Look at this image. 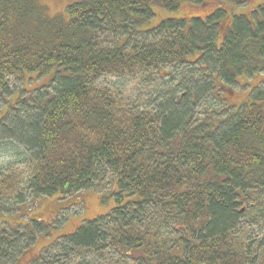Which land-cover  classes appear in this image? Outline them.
<instances>
[{
    "label": "trees",
    "instance_id": "1",
    "mask_svg": "<svg viewBox=\"0 0 264 264\" xmlns=\"http://www.w3.org/2000/svg\"><path fill=\"white\" fill-rule=\"evenodd\" d=\"M77 2L52 17L38 0H0L2 102L10 78L49 80L0 114V148L16 165L0 168V214L27 196L93 191L105 171L116 181L108 214L82 222L30 264H264V243L237 231L245 212L264 222V101L225 119L198 110L210 87L264 69V4L256 22L231 20L219 42L223 7L247 0H219L204 18L163 19L149 30L142 26L155 9L206 0ZM163 67L180 77L165 89L152 85L151 104L97 85L137 73L152 83Z\"/></svg>",
    "mask_w": 264,
    "mask_h": 264
},
{
    "label": "rangeland",
    "instance_id": "2",
    "mask_svg": "<svg viewBox=\"0 0 264 264\" xmlns=\"http://www.w3.org/2000/svg\"><path fill=\"white\" fill-rule=\"evenodd\" d=\"M38 1L52 17L64 16L66 7L78 3L77 0ZM261 4H264V0H247L241 7L225 5L223 8L226 11V15L219 23V26L222 24L218 32L219 42L225 36L224 27H227L234 18L240 20V17H246L251 23L256 22L257 17L259 18V6ZM219 6V0H206V3L201 7L184 5L179 11L174 13L155 9L154 18L143 24L142 28L143 30H149L163 19L184 18L190 20L197 16L204 18L219 8ZM186 23H188L187 27H189V22ZM251 23H249L250 26ZM199 65L205 68L201 63ZM168 71L173 76L166 80L164 75ZM257 72L253 75H240L236 79V84L227 85L225 82H220L217 88L215 86L210 87L208 94L202 96L199 100L198 110L212 116L213 120L225 119L227 116H231L234 110H237L243 104H247L248 101L253 99L264 101V69L259 66ZM183 74L186 80L185 71ZM195 74L199 75L201 79H205L208 73L196 72ZM157 75L154 76L157 79L152 83L148 79H144L145 75L140 73L125 77L105 75L97 80V85L114 90L117 89L126 97L132 98L131 102L138 97L146 104H151L153 100L152 92L158 85L161 89H165L167 81L174 79V82H176L180 77L179 72L175 73L169 67L160 68ZM48 82L47 78H37L35 76H25L18 79L10 78L8 81L10 94L5 98V102H2L0 98V114H4L12 108L20 94L22 98L26 99L33 91L41 89ZM152 85H155L153 86L155 89L150 93ZM179 93L181 94V92ZM3 151V148H0V168L9 170L16 166L14 164V156ZM104 173L106 174L105 179L101 180L98 187L93 191H84L64 198L41 197L32 199L27 196L24 204L19 206L17 210L11 211L12 213L10 212V214H0V235L5 239L7 235L13 234L6 239L7 241L0 239V264H30L43 252V249L48 248L64 235L73 232L82 222L92 221L108 214L115 206L114 198L111 194L116 192V181L111 173L106 171ZM258 225L261 230L258 229ZM263 228L264 222L256 223L255 216H252L250 212H245L239 220L238 237L251 240L250 242L252 243L254 239H257L255 243L259 246L260 241L264 243ZM14 236L16 239L18 238L17 243H15L17 245L16 248L11 244L16 239H10ZM68 261L71 264L78 263V259L72 260V257Z\"/></svg>",
    "mask_w": 264,
    "mask_h": 264
}]
</instances>
